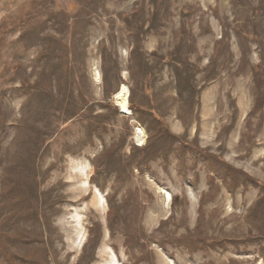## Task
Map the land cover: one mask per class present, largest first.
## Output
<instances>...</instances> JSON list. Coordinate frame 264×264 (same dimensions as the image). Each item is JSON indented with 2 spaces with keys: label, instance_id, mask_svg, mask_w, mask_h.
<instances>
[{
  "label": "rangeland",
  "instance_id": "1",
  "mask_svg": "<svg viewBox=\"0 0 264 264\" xmlns=\"http://www.w3.org/2000/svg\"><path fill=\"white\" fill-rule=\"evenodd\" d=\"M0 264H264V0H0Z\"/></svg>",
  "mask_w": 264,
  "mask_h": 264
},
{
  "label": "bare ground",
  "instance_id": "2",
  "mask_svg": "<svg viewBox=\"0 0 264 264\" xmlns=\"http://www.w3.org/2000/svg\"><path fill=\"white\" fill-rule=\"evenodd\" d=\"M128 97H129V90L126 85H122L118 94L116 95L118 106L121 108L122 111L131 113V110L129 108L128 103ZM146 139V134L144 130L141 127H138L136 129V141L138 144H143ZM167 200H170V196L168 195Z\"/></svg>",
  "mask_w": 264,
  "mask_h": 264
},
{
  "label": "water",
  "instance_id": "3",
  "mask_svg": "<svg viewBox=\"0 0 264 264\" xmlns=\"http://www.w3.org/2000/svg\"><path fill=\"white\" fill-rule=\"evenodd\" d=\"M121 86H122V85L119 86L118 91L115 93V95H114V100H115V104H116V106L119 108V110L121 111V113H125V112H123V111L120 109V107H119L118 104L116 103V100H117V99H116V95L118 94V92H119ZM125 114H126V113H125ZM135 138H136V137H135ZM135 138H134V139H135ZM138 145H139V144H138Z\"/></svg>",
  "mask_w": 264,
  "mask_h": 264
}]
</instances>
